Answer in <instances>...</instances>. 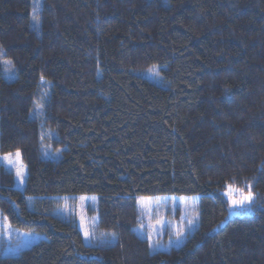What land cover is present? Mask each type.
<instances>
[{
    "label": "trees",
    "instance_id": "obj_1",
    "mask_svg": "<svg viewBox=\"0 0 264 264\" xmlns=\"http://www.w3.org/2000/svg\"><path fill=\"white\" fill-rule=\"evenodd\" d=\"M15 151L27 175L19 190L0 162V223L45 238L0 264H264V0H0ZM71 196L96 197L104 242L54 214ZM164 196L198 197L197 225L152 251L137 201Z\"/></svg>",
    "mask_w": 264,
    "mask_h": 264
},
{
    "label": "rangeland",
    "instance_id": "obj_2",
    "mask_svg": "<svg viewBox=\"0 0 264 264\" xmlns=\"http://www.w3.org/2000/svg\"><path fill=\"white\" fill-rule=\"evenodd\" d=\"M149 71L144 74V77L153 80V74H149ZM60 156L61 153L56 152L48 154L47 158L56 160ZM0 162L13 173L15 188L22 190L27 172L20 152L0 154ZM18 172L21 174L20 176L17 175ZM235 190L234 188H228L225 192L229 209L234 211L252 207L254 199L250 202L246 201L243 206L234 205V200L242 199L241 192L244 196L252 195L250 192L241 190L237 192ZM32 202L33 200L29 199V209L33 207ZM197 204L198 197L195 196L139 198L137 206L140 212V224L136 232L139 236L148 240L152 251H167L172 247H178L182 244L186 235L193 232L197 225L199 215ZM54 214L75 221L85 244L91 245L104 242L103 238H100V235L96 233L98 215L95 196L65 198L62 200L60 208L54 211ZM189 221H193V223H189ZM0 225V253L3 257L16 256L20 251L30 248L45 238L44 235L39 233L11 226L4 216H1ZM86 231L90 234L88 238H85Z\"/></svg>",
    "mask_w": 264,
    "mask_h": 264
},
{
    "label": "snow or ice",
    "instance_id": "obj_3",
    "mask_svg": "<svg viewBox=\"0 0 264 264\" xmlns=\"http://www.w3.org/2000/svg\"><path fill=\"white\" fill-rule=\"evenodd\" d=\"M17 175L20 176L21 174L18 172ZM21 179H22V177H21ZM229 188L231 189V186H229ZM247 188L249 189V192H251V185L250 184L247 185ZM235 191L239 192L240 190L236 189ZM240 195H241L242 199L233 201V204L236 206H243L246 201L250 202L253 199L252 195L244 196L242 192L240 193ZM189 223H193V221H189ZM89 235L90 234L86 231L85 232V238H88Z\"/></svg>",
    "mask_w": 264,
    "mask_h": 264
}]
</instances>
